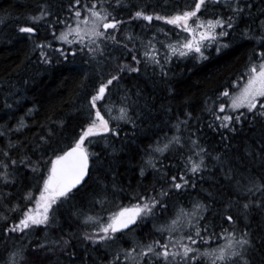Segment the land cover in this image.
I'll return each instance as SVG.
<instances>
[{"label": "trees", "instance_id": "obj_1", "mask_svg": "<svg viewBox=\"0 0 264 264\" xmlns=\"http://www.w3.org/2000/svg\"><path fill=\"white\" fill-rule=\"evenodd\" d=\"M110 2L117 8L113 14L117 20L132 17L136 10L165 16L171 15L177 6L181 9L185 5L194 7V0H121L119 7H115V0ZM248 2L254 5L250 10L246 9L250 14L242 16L236 27L230 30L231 35L223 40L229 47L217 53L214 46H207V59H197L194 54H171L165 62L163 57L169 53L166 55L167 41L161 38L162 20L153 19L144 27L128 22L120 30L122 40H126L124 35L132 36L131 41L126 40L127 50L135 46L137 58L153 41L155 49L163 56L160 65L167 75L161 74L160 65L153 68V64L148 63V67L143 66L138 73H123L119 84L112 86L110 95L98 102L101 109L110 103L120 106L121 96L128 93L129 116L136 126L122 120H110V128L117 129L118 134L102 133L86 140L89 153L95 154L90 155L86 179L73 189L68 198H61L53 206L49 224L35 229L28 240L20 234L21 231L6 233L4 229L19 221L22 210L13 212V206L27 207L25 195L39 192L43 176L40 172H32L31 165L25 167L17 163L15 168L9 169L10 181L5 184L0 180V264H5L12 250L24 248L23 243L31 264H50V261H45L48 258L44 259L47 254H42L51 247L45 244L46 238L42 240L45 232L61 237V248L66 251L64 262L57 257L53 264H73L75 261L92 264L95 258L101 260L98 264H107L114 254L112 251L109 253L110 246L118 251L131 248L134 243L147 244L153 240L163 243L168 233L161 235L156 229L170 221L178 206L182 205L190 211L196 201L207 206L202 213L200 227L207 226L208 231L202 233L204 239H198L195 245L201 251L223 245L226 242L224 229L232 232L235 228L238 236L246 223L255 238L260 236L264 231V213L253 210L248 221L244 220L239 206L245 196L241 195L236 184L239 181L243 188L252 181L261 182L259 178L264 177V162L259 157L264 148V120L245 116L241 122L232 125L236 129L233 132L220 127V121L215 120V115H221L217 107L224 102L223 98L214 103L219 92L229 87L244 71L253 50H259L257 41L245 38L242 33L249 27L254 37L261 35L259 28L264 15L260 10L264 9V0ZM69 3L70 0H0V133H3L0 135V160L5 159L2 155L4 151H9L11 158L17 161L27 156L33 162H40L43 173H47L53 154L70 147L82 127L89 122L86 101L100 79L98 69L103 68L106 79L107 73L113 71L118 63H129L131 60L130 55H125V48L105 43L104 57H97L96 60L89 58L86 49L80 53V46L76 45L73 47L77 49V55H71L72 46L66 49V60L50 49L52 62L43 63L39 59V51H32L35 41L50 42L53 49L57 48L51 41L53 28L49 25L54 18L67 19ZM41 6L47 7L51 17L33 23L28 18L37 15ZM221 12L225 17L231 15L222 6L213 7L209 3L200 14L207 17ZM22 26L35 27L37 31L34 34L20 33ZM143 60L146 61L145 58ZM211 107L214 109L210 111ZM29 109L32 111L29 112ZM113 115H118V111H114ZM21 118L25 126L17 131ZM105 118H108L107 115ZM178 120H187V123L181 125L177 132L174 125ZM59 121L63 123H57ZM49 129L52 135L47 143H42L39 137L47 135ZM173 135L182 138L183 148L178 150L176 145H171L161 154L153 151L158 143L162 146ZM192 140L205 149V167L194 178L195 188L191 183L192 174L188 173V187L172 191L162 201L167 205L166 211L157 208L153 215L142 218L131 230L116 234L115 240L106 242L105 246H92L84 239L85 233H93L84 227L85 217L106 219L112 212L134 204L135 193L153 195V189L158 193L162 187L167 188L162 174L166 172L169 177L179 176L185 165L181 154L186 158L196 151ZM9 143L12 148L8 147ZM150 159L157 164V168L150 165ZM141 169L144 170L143 175ZM256 198H260L259 193ZM226 215H232L236 223L227 222ZM126 234H132L133 241L125 237ZM212 234L214 238L209 239ZM193 238L196 239L195 236ZM51 239L48 237V240ZM64 240L68 241L66 246L63 245ZM41 244L46 247L36 250ZM39 252L38 257L34 256ZM260 256L258 251L254 256L255 264H259ZM202 264L209 262L204 259Z\"/></svg>", "mask_w": 264, "mask_h": 264}, {"label": "snow or ice", "instance_id": "obj_2", "mask_svg": "<svg viewBox=\"0 0 264 264\" xmlns=\"http://www.w3.org/2000/svg\"><path fill=\"white\" fill-rule=\"evenodd\" d=\"M209 0H194V7L185 5L183 9L177 6L176 10L171 15L161 16L159 14H149L146 10H137L133 13L136 19H143L145 21L162 20L168 25H173L175 28L180 29L181 32L187 33L183 41L177 40L175 45H168L169 55L166 56L165 62L170 58L171 54H178L179 56H187L194 54L197 59H207L205 55V48L207 46H214L216 52L219 53L223 48H228L229 44L224 43L223 40L231 35L239 19L244 15H249L246 9H251L254 5L249 3L248 0H223L222 7L231 12V15L224 18L223 13L215 14L214 18L203 20L200 13L203 9H207ZM121 0H115V7H119ZM219 0H213V7H220ZM72 18L75 20V26L72 23L57 18L55 24L65 25L64 29L55 34L54 25L50 24L49 27L53 28V38L61 41L65 45H75L79 43V52L86 54L90 59L96 60L97 57H104L105 42L112 41L119 43L117 40V33L110 30L118 29L125 21L117 20L109 11L112 8L110 0H70L68 5ZM261 14L264 15V9H261ZM46 17H51V13L47 10L46 6H41L39 14L29 17L33 22L43 21ZM83 23V27L81 24ZM37 31L35 27L22 26L19 28L20 33L34 34ZM163 31V29H160ZM261 35L254 37L253 30L246 27L242 35L248 39H255L257 41V50H253L250 54L248 62L244 67V71L237 77L236 80L231 82L229 87H225L223 91L219 92L215 102H219L222 98L224 102L219 103L218 111L225 113L230 110L232 114L215 115V120L220 121V127L236 131L234 125L239 123L245 116H252L253 118L259 117L264 120V20L261 21L259 28ZM180 35V33H177ZM126 40L131 41L132 36L125 37ZM127 49V44L123 45ZM152 49L155 45L149 42L145 46L143 56L147 62L160 65V61L156 58L154 50H147L148 47ZM58 53L59 56L67 59V52L64 48L53 49L50 42H41L34 46L33 52L39 51V59L45 63L52 62L48 50ZM71 55H77V49L73 47ZM125 55L131 56L132 62L139 65L141 61L135 54V46L131 50H127ZM161 74L167 75L164 72L163 66L160 65ZM100 72V79L97 85L93 88L92 94L87 98L88 123L82 127L78 138L66 150H60L54 153L50 160V167L47 173H43L40 169V162H33L30 157H22L17 161L11 158L9 151L2 153L4 160H0V180L5 184L10 181L11 173L10 168H15L17 163L28 167L31 165V171L36 173L40 172L43 176L42 186L40 187L39 194L27 193L24 200L27 202V207L21 209L19 204L14 205L12 211L23 212L22 217L17 223L9 228L4 229L6 233H14L30 229L32 226L44 225L47 226L50 222L53 206L61 198H68L73 189L80 185L85 176L89 172V158L90 154L85 146L86 140L90 137L99 136L102 133L113 132L118 134L117 129L110 128V120H122L132 123L135 127V122L129 116L128 100L130 96L125 93L121 96V104L117 106L115 103L105 104L103 109L98 107V102L105 100L111 93L113 85L119 84L122 74L138 73L139 67H133L132 63H118L113 71L107 73L105 79L103 68L98 69ZM87 78V77H85ZM139 91L137 96H139ZM243 109L244 111H240ZM32 109H29L31 112ZM114 111H118V115H113ZM215 111V110H213ZM103 113V114H102ZM107 115V119L105 116ZM191 116V113H187ZM57 123L62 124V121ZM187 123V120H178L174 125L177 132L181 125ZM23 118L17 125V131L23 128ZM211 127V125H210ZM11 131V130H10ZM3 135V133H0ZM52 135V130L49 129L47 135L39 137L42 143H47ZM91 142V141H89ZM175 144L179 149L183 148L182 138L179 135H173L167 143L162 146L157 144L153 149L154 152L163 153L169 149L171 145ZM191 144L196 151L188 157L181 158L185 160L184 168L180 170L179 176L171 175L170 177L165 172L162 174L168 187H162L158 193L153 189V195L145 193L140 195L135 193L133 198L136 200L134 204L128 207L121 208L118 212L109 215L107 222H102L99 217L88 216L85 217V223L93 225V233L84 234L85 240H91L93 244L97 242L106 243L115 240L116 234L122 233L124 230H131L139 221L144 217H149L154 214L157 208L161 211L167 210V205L162 201L167 198L172 191H179L188 187L190 179L186 178L188 173L192 174V187L195 188V176L205 167L204 152L205 149L200 148L196 140H192ZM9 148L13 145L9 143ZM152 147L151 145L149 146ZM199 159H194V157ZM259 157L264 162V148L261 149ZM218 159V157H216ZM153 168H157V164L149 160ZM141 169V175H143ZM261 182L252 181L248 185L241 188L240 182L237 181V189L241 195L245 196L244 201L239 206L240 215L245 221H248L250 214L253 210H260L264 213V177H260ZM260 194V198H256V194ZM235 199V197L233 198ZM102 203V201H100ZM231 204V202H230ZM226 205V210L229 209ZM207 210V206L201 202L196 201L192 203L191 210L184 208L182 205L176 208L174 216L166 224L161 225L156 229L157 232H167L168 236L161 240H153L147 244H133L131 248L120 249L107 264H202V260L207 259L209 264H255L254 256L259 251L261 253L259 264H264V231L261 232L258 238L251 234L248 224L237 236L236 229L228 232L226 229L223 231V238L225 243L216 248L205 249L201 251L199 247H195L197 240H203V232L208 231V227L203 229L200 227L203 216L202 213ZM7 220V217H3ZM226 221L230 224H235L236 219L232 215H226ZM131 226V227H130ZM187 229V232H185ZM195 229L193 232L192 230ZM180 234L179 236L177 234ZM191 233V234H189ZM196 237L194 239L193 237ZM214 238V234L209 236V239ZM187 241V243H185ZM68 241L64 240L63 245H67ZM46 245L41 244L37 246L36 250L45 248ZM54 248L61 247V241H53ZM137 248L139 250L137 251ZM52 251V249H48ZM25 248H16L8 253L5 264H31L26 258Z\"/></svg>", "mask_w": 264, "mask_h": 264}, {"label": "rangeland", "instance_id": "obj_3", "mask_svg": "<svg viewBox=\"0 0 264 264\" xmlns=\"http://www.w3.org/2000/svg\"><path fill=\"white\" fill-rule=\"evenodd\" d=\"M111 3V2H110ZM219 3H220V5L222 6L223 5V0H219ZM209 4L211 5V6H213L212 4H213V0H209ZM112 8H110L109 9V11H111L112 12V15L114 14V13H116V10H117V8H114V4H112ZM137 11V10H136ZM135 11V12H136ZM147 12V11H146ZM147 13H149V12H147ZM39 14V13H38ZM37 14V15H38ZM150 14V13H149ZM132 15H133V13H132ZM200 15V17H201V19H203V20H207V19H210V18H214V16H207V17H205L204 15H201V14H199ZM114 16V15H113ZM56 17H58L57 16V14H56ZM46 18H48V17H46ZM45 18V19H46ZM130 18V17H129ZM129 18H126L125 20H123V21H125V23L122 25V26H120L118 29H115V30H110V31H112V32H115V33H117V40L119 41V43H114V42H112V41H106L105 43H108V45L109 44H112V46L113 45H115V46H117L118 48H121V49H123L124 50V44H127L128 45V42L126 41V40H122L121 38H120V36H119V34H120V30L122 31L123 29V27L124 26H127V23L128 22H131L133 25H140L141 27H144V26H147V25H149L150 24V22L149 21H145V20H143V19H136V18H132L131 20L129 19ZM224 18L225 19H227V17H225L224 16ZM29 19V18H28ZM44 19V20H45ZM57 18H54L53 20H52V22H51V24L52 25H54V27H56L57 25V29L55 30V34H59V32L60 31H62L63 29H64V27H65V25H63V24H55V20H56ZM62 19H64V20H66V21H68V22H70V23H72L73 24V26H75V20L72 18V16H71V13H69V15L67 16V19H65L64 17L62 18ZM262 20H264V19H262ZM39 22H41V21H39ZM162 23H163V26L161 27V29H163V31H161L162 32V39H164V40H166L167 42L165 43V47H166V55L169 53V50H168V45H175V43H176V41L177 40H180V41H183V38L185 37V36H187V33H183V32H181V30L180 29H177V28H175V26H173V25H168V24H166L164 21H161ZM84 25H83V23L81 24V27H83ZM124 33H127L126 31L124 32ZM124 33H123V35H124ZM177 33H180V35H177ZM52 35H53V31H52V33H51V41L52 42H54L55 44H56V47L57 48H64L65 50L67 49V48H69V47H73V46H76V45H78V46H80L79 45V43H77V44H75V45H65V44H63L61 41H57V40H55L53 37H52ZM126 36H128V35H124V37H126ZM39 42L38 41H35V44H38ZM151 44L153 45V41L151 42ZM157 47V46H156ZM127 49H129L128 47H127ZM127 49H125V50H127ZM149 50L151 51V50H154L155 52H156V58L161 62V58L163 57V56H161L160 55V53L157 51V48L155 49H152L151 47H149ZM173 55H175V54H172V56ZM178 55V54H177ZM161 56V57H160ZM164 59L166 58V57H163ZM140 61H141V63L139 64V65H136L134 62H132V60H130V62L129 63H132V66L133 67H139V69L141 70L142 69V67L144 66V67H148V63L150 64V62H147V61H144L143 59H144V56H143V54H141V55H139V58H138ZM152 64V63H151ZM153 68H159V65H156V64H153ZM147 71V70H146ZM212 106H214L213 104H212ZM218 109H219V106L217 107ZM211 109H214L213 107H211L210 108V111H211ZM217 109V110H218ZM224 114H232L231 113V111L230 110H226V112L225 113H221V115H224ZM165 143H167V142H164L163 144H165ZM173 145H175V144H173ZM155 153H157V152H155ZM159 153V152H158ZM159 154H161V153H159ZM34 194H36V195H38L39 194V192H36V193H34ZM115 212H118V211H115ZM115 212H112V213H115ZM111 213V214H112ZM22 215H23V212L21 213V217H22ZM93 217V216H92ZM108 217H109V215L106 217V219H105V217L104 218H100V220L102 221V222H107V219H108ZM51 221V220H50ZM52 221H55V220H52ZM58 223V222H57ZM83 225H84V227H86V228H88L89 230H91V231H93V225L91 224V223H88V224H86L85 223V219L83 220ZM41 226H43V225H39V226H32L30 229H25V230H23L22 231V233H20V234H23V237H25L26 238V240H28L29 238H31L32 237V235H33V233H34V231H35V229H37V228H39V227H41ZM161 226V225H160ZM46 230H47V227H46ZM47 232H48V230H47ZM17 236H20V235H17ZM48 237H50V239L51 240H48ZM125 237H129V239H131L132 241H133V237H132V234H126L125 235ZM46 238V240H47V242L45 243L47 246H49L51 249H52V251H49L48 249L47 250H45L42 254H47L46 255V257L44 258V259H47V260H45L46 262H48V261H50L51 263L50 264H53L54 262H55V259L57 258V257H61V262H64V259H63V256H66V251H64V250H62V248L60 247V248H54L53 247V241H55V240H60L61 241V237H59V236H54V235H52V234H47L46 232H45V234L43 235V238H42V240H44ZM21 239H22V236H21ZM92 246H94V245H106V243H102V242H97L96 244H93L92 243V241L90 242L89 240H87ZM44 244V245H45ZM23 247L25 248L26 247V244L25 243H23ZM109 246L110 245H112V244H108ZM49 248V249H50ZM112 248H113V246H110L109 247V253H111L110 251H112L114 254L112 255V256H115L116 255V253H117V250H112ZM39 251H40V249H39ZM100 253H101V251H100ZM40 255V252H39V254L38 253H36L34 256H39ZM27 256V259L30 261V259L28 258V255H26ZM42 257V256H41ZM50 257V258H49ZM70 258H72V257H70ZM110 259H112V258H110ZM100 259H97V258H95V259H93L92 260V264H98V263H100ZM31 262V261H30ZM33 263V262H32ZM34 264V263H33ZM73 264H89L88 263V261L87 262H84V263H82V262H79V261H75V263H73Z\"/></svg>", "mask_w": 264, "mask_h": 264}, {"label": "water", "instance_id": "obj_4", "mask_svg": "<svg viewBox=\"0 0 264 264\" xmlns=\"http://www.w3.org/2000/svg\"><path fill=\"white\" fill-rule=\"evenodd\" d=\"M87 175L85 176L84 180L86 179ZM84 180L81 182V184L84 182ZM78 186V185H77ZM131 227V226H130Z\"/></svg>", "mask_w": 264, "mask_h": 264}]
</instances>
